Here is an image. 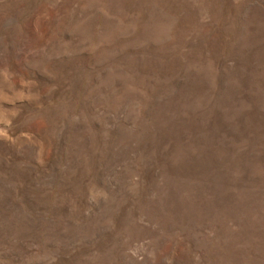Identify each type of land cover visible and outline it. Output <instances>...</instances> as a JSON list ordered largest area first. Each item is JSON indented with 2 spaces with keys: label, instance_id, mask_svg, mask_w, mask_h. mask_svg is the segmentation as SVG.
Instances as JSON below:
<instances>
[{
  "label": "rangeland",
  "instance_id": "obj_1",
  "mask_svg": "<svg viewBox=\"0 0 264 264\" xmlns=\"http://www.w3.org/2000/svg\"><path fill=\"white\" fill-rule=\"evenodd\" d=\"M0 264H264V0H0Z\"/></svg>",
  "mask_w": 264,
  "mask_h": 264
}]
</instances>
